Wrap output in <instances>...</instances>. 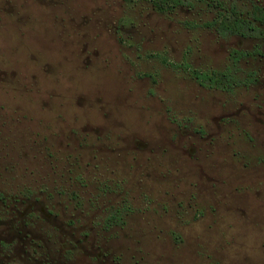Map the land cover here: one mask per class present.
<instances>
[{
  "label": "rangeland",
  "instance_id": "rangeland-1",
  "mask_svg": "<svg viewBox=\"0 0 264 264\" xmlns=\"http://www.w3.org/2000/svg\"><path fill=\"white\" fill-rule=\"evenodd\" d=\"M0 264H264V0H0Z\"/></svg>",
  "mask_w": 264,
  "mask_h": 264
},
{
  "label": "flooded vegetation",
  "instance_id": "flooded-vegetation-1",
  "mask_svg": "<svg viewBox=\"0 0 264 264\" xmlns=\"http://www.w3.org/2000/svg\"><path fill=\"white\" fill-rule=\"evenodd\" d=\"M261 13H262L261 8H256V10L254 11V16H256L255 18L258 19ZM238 22L241 23V20H238V18H236L235 20L230 18L224 21V24L222 27L224 28L225 32L231 33L232 30L236 28V24Z\"/></svg>",
  "mask_w": 264,
  "mask_h": 264
}]
</instances>
